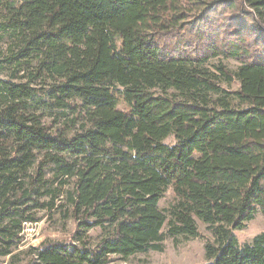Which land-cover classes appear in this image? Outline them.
<instances>
[{"label":"trees","instance_id":"trees-1","mask_svg":"<svg viewBox=\"0 0 264 264\" xmlns=\"http://www.w3.org/2000/svg\"><path fill=\"white\" fill-rule=\"evenodd\" d=\"M0 47V259L109 264L200 222L207 264H264L235 236L264 216V0H0ZM64 199L72 236L20 252Z\"/></svg>","mask_w":264,"mask_h":264},{"label":"rangeland","instance_id":"rangeland-1","mask_svg":"<svg viewBox=\"0 0 264 264\" xmlns=\"http://www.w3.org/2000/svg\"><path fill=\"white\" fill-rule=\"evenodd\" d=\"M219 62L226 65L229 70H236L241 65L234 59H212L208 65L215 73H217L215 66ZM3 76L5 75L3 74ZM222 86L224 89L231 92L238 89L237 82H233L231 86L223 83ZM235 105L237 104L235 103ZM123 109L124 106H120V110ZM50 120L51 119H49L48 122ZM166 142L175 143V140L173 137H169ZM175 200L176 197L173 195L172 190H168L165 197L160 201L159 208L167 214L170 206ZM65 201L66 199L62 202L58 201L56 208L52 211H39L38 222L26 224L24 226V246L20 252L29 247H36L42 244L46 239L64 241L72 236L76 226L71 217L65 218L62 213L67 207V202ZM198 223L200 231L199 238L189 240L180 237L178 240H175L167 235V225H165L163 229L165 241L163 243L162 252L151 251L147 254H137L128 259L113 256L109 264H207L205 245L208 240H213V236L206 229L205 225L200 222ZM260 234H264V216L262 214H257L254 219L250 220L245 229L236 231L235 236H237L239 243L243 245L251 243V241ZM101 236V231L95 229L90 232L89 240L93 244L98 242ZM0 264H10V258L0 259Z\"/></svg>","mask_w":264,"mask_h":264}]
</instances>
